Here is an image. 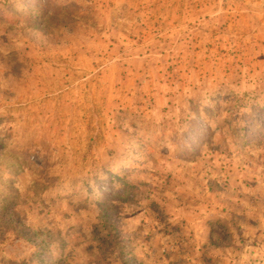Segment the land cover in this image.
Segmentation results:
<instances>
[{
	"label": "rangeland",
	"instance_id": "obj_1",
	"mask_svg": "<svg viewBox=\"0 0 264 264\" xmlns=\"http://www.w3.org/2000/svg\"><path fill=\"white\" fill-rule=\"evenodd\" d=\"M0 264H264V0H0Z\"/></svg>",
	"mask_w": 264,
	"mask_h": 264
}]
</instances>
